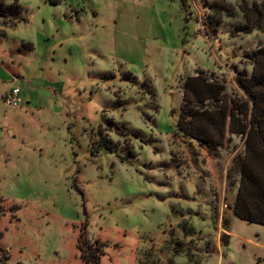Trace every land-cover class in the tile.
<instances>
[{
    "label": "rangeland",
    "instance_id": "374dc122",
    "mask_svg": "<svg viewBox=\"0 0 264 264\" xmlns=\"http://www.w3.org/2000/svg\"><path fill=\"white\" fill-rule=\"evenodd\" d=\"M262 47L264 0H0V264H92L84 238L100 264H264L244 138L176 129L188 77L242 96Z\"/></svg>",
    "mask_w": 264,
    "mask_h": 264
},
{
    "label": "trees",
    "instance_id": "16d2710c",
    "mask_svg": "<svg viewBox=\"0 0 264 264\" xmlns=\"http://www.w3.org/2000/svg\"><path fill=\"white\" fill-rule=\"evenodd\" d=\"M246 31L249 34L251 28ZM251 59V75L235 78L242 96L229 97L225 86L203 75L188 77L176 129L184 138L213 147L223 146L233 135L244 138V158L235 159L238 193L234 215L243 222L264 226V47ZM207 102H212L211 106H206ZM83 243L87 245L82 248L83 257L100 264L101 255L93 245L85 238Z\"/></svg>",
    "mask_w": 264,
    "mask_h": 264
},
{
    "label": "built area",
    "instance_id": "2783aa9c",
    "mask_svg": "<svg viewBox=\"0 0 264 264\" xmlns=\"http://www.w3.org/2000/svg\"><path fill=\"white\" fill-rule=\"evenodd\" d=\"M3 100L8 107H11L13 109L20 108L23 104L21 90L19 88H13L3 96Z\"/></svg>",
    "mask_w": 264,
    "mask_h": 264
},
{
    "label": "crops",
    "instance_id": "0c3cea01",
    "mask_svg": "<svg viewBox=\"0 0 264 264\" xmlns=\"http://www.w3.org/2000/svg\"><path fill=\"white\" fill-rule=\"evenodd\" d=\"M13 83H15V80L13 81ZM8 92H5L4 94H3V96L5 95V94H7ZM21 96H22V92H21ZM3 98V97H2ZM24 102V101H23Z\"/></svg>",
    "mask_w": 264,
    "mask_h": 264
}]
</instances>
